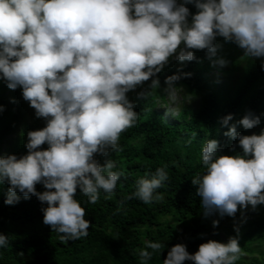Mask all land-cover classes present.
Masks as SVG:
<instances>
[{
  "label": "clouds",
  "instance_id": "clouds-1",
  "mask_svg": "<svg viewBox=\"0 0 264 264\" xmlns=\"http://www.w3.org/2000/svg\"><path fill=\"white\" fill-rule=\"evenodd\" d=\"M185 4L197 10L190 22ZM216 37L242 49L245 57L261 58L264 71V0H0V79L9 90L19 86L35 117L46 122L27 132L26 155L0 156V185H8L4 204L17 203V193L34 196L47 205L40 209L42 223L62 234V243L86 237L89 221L73 197L78 189L95 203L100 191L106 198L113 193L120 173L112 171L110 159L101 165L94 155L119 150V134L135 124L138 114L126 93L150 77L149 88H159L156 76L170 57L192 61L190 50L215 57ZM214 63L227 62L217 58ZM190 76L178 69L165 77L161 91L170 92ZM232 120L229 114L219 123L227 126L223 135L236 140L241 153L218 155V141L206 140L200 153L205 172L191 179L204 216L233 217L238 205L241 210L264 206V128L259 135L236 131L259 125L260 117L249 112L229 124ZM167 179L166 171L156 168L136 181L129 199L160 200L155 190ZM37 184L45 191L37 192ZM217 223L213 220V227ZM234 231L237 235L226 243L208 240L193 254L176 244L162 264H235L241 249ZM7 246L0 235V247ZM162 247L146 241L145 249L152 251L139 250L141 264Z\"/></svg>",
  "mask_w": 264,
  "mask_h": 264
},
{
  "label": "trees",
  "instance_id": "trees-1",
  "mask_svg": "<svg viewBox=\"0 0 264 264\" xmlns=\"http://www.w3.org/2000/svg\"><path fill=\"white\" fill-rule=\"evenodd\" d=\"M184 6L189 10L190 22L197 10L193 4ZM214 44L219 45L215 57L209 59L206 50H190L194 55L192 61H175L177 66L168 62L157 74L159 88H149L150 77L126 93L138 114L135 124L119 134V150L110 151L107 157L94 155L101 165L110 159L114 163L112 171L120 173L113 193L106 198L100 191L95 203H88L78 189L73 197L84 208V219L89 221L86 237L62 243V234L42 223L40 209L46 203L41 204L31 195L25 199L17 193L19 201L5 205L8 185H0V235L6 236L9 245L0 247V264H141L138 252L145 249L146 241L163 245L152 253L147 264H162L168 249L176 244L185 245L186 251L193 254L208 240L226 243L229 237L237 235L234 229L238 230L241 249L235 264H264V254L253 255V247L264 245V206L257 205L254 210L245 206L241 210L238 205L233 217L221 218L215 213L204 216L196 186L191 184V179L205 172L200 153L206 140L218 141V155L241 153L237 141L223 135L227 126L220 125L222 117L231 114L232 124L249 112L259 116L260 124L252 129L237 126L236 131L244 136L259 135L264 128L261 58L245 57L242 49L222 37H216ZM217 58L227 62L218 69L219 78L213 76ZM178 69L191 76L178 80L174 89L180 91L181 101L196 98L198 104H182L171 115L165 105L174 89H161L165 77L176 74ZM140 92L145 93L143 98L137 97ZM0 107V156L20 158L27 154V132L42 129L46 122L35 117L19 86L9 90L2 79ZM10 138L12 142L5 147ZM40 149L46 150L47 145L42 144ZM158 167L168 175L155 190L161 199L149 204L135 197L129 199L136 190V181L149 178ZM35 190L45 191L40 184L35 185ZM213 220L218 221L215 227Z\"/></svg>",
  "mask_w": 264,
  "mask_h": 264
},
{
  "label": "rangeland",
  "instance_id": "rangeland-1",
  "mask_svg": "<svg viewBox=\"0 0 264 264\" xmlns=\"http://www.w3.org/2000/svg\"><path fill=\"white\" fill-rule=\"evenodd\" d=\"M181 2V0H177V4H179ZM180 47H183V44H181L180 46H178V49ZM168 62H171L173 63L174 66H177L175 64V60L170 57L169 58V61ZM219 68H223L219 65H217L215 67V69L213 70V76L216 77V78H219L221 76V73L218 71ZM181 93L180 91L178 90H172L171 91V99L169 100L168 104L165 105V109L171 114V115H174L179 107L182 105V104H191L192 106H197L198 104V100L196 98H190V97H187L186 100L184 101H181ZM12 138L8 139L6 142H5V147L6 145L10 144L12 142ZM254 249V254L255 256H258L260 257L262 254H264V245H260V246H255L253 247Z\"/></svg>",
  "mask_w": 264,
  "mask_h": 264
}]
</instances>
